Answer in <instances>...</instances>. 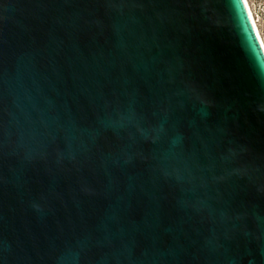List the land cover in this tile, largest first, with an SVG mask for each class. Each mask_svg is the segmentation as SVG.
Segmentation results:
<instances>
[{"label": "water", "instance_id": "95a60500", "mask_svg": "<svg viewBox=\"0 0 264 264\" xmlns=\"http://www.w3.org/2000/svg\"><path fill=\"white\" fill-rule=\"evenodd\" d=\"M0 264H264L245 0H0Z\"/></svg>", "mask_w": 264, "mask_h": 264}, {"label": "rangeland", "instance_id": "374dc122", "mask_svg": "<svg viewBox=\"0 0 264 264\" xmlns=\"http://www.w3.org/2000/svg\"><path fill=\"white\" fill-rule=\"evenodd\" d=\"M247 1L255 18L259 33L261 37L264 39V0H247Z\"/></svg>", "mask_w": 264, "mask_h": 264}, {"label": "bare ground", "instance_id": "6f19581e", "mask_svg": "<svg viewBox=\"0 0 264 264\" xmlns=\"http://www.w3.org/2000/svg\"><path fill=\"white\" fill-rule=\"evenodd\" d=\"M245 3H246V5H247V8H248V11H249V14H250L251 20H252L253 25H254V27H255V30H256V33H257L258 39H259V41H260V43H261V45H262V47H263V49H264V39L261 37V35H260V33H259V30H258V28H257V24H256V21H255V18H254V16H253V13H252V11H251V8H250V6H249L248 1L245 0Z\"/></svg>", "mask_w": 264, "mask_h": 264}, {"label": "snow or ice", "instance_id": "6c2138e0", "mask_svg": "<svg viewBox=\"0 0 264 264\" xmlns=\"http://www.w3.org/2000/svg\"><path fill=\"white\" fill-rule=\"evenodd\" d=\"M233 3H236L238 6H239V0H232ZM247 31V29H246ZM248 40L251 42L252 41V37L251 36H248ZM256 44L255 43H252L251 44V48H252V51L254 54H256L257 56H259V53L256 51Z\"/></svg>", "mask_w": 264, "mask_h": 264}]
</instances>
